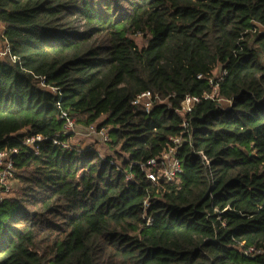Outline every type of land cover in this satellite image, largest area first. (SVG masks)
I'll return each instance as SVG.
<instances>
[{
  "label": "trees",
  "instance_id": "1",
  "mask_svg": "<svg viewBox=\"0 0 264 264\" xmlns=\"http://www.w3.org/2000/svg\"><path fill=\"white\" fill-rule=\"evenodd\" d=\"M0 27L22 186L0 199V264H264V0H0ZM144 92L164 102L132 105ZM62 111L109 153L54 145ZM173 137L181 172L152 183L141 165Z\"/></svg>",
  "mask_w": 264,
  "mask_h": 264
},
{
  "label": "built area",
  "instance_id": "2",
  "mask_svg": "<svg viewBox=\"0 0 264 264\" xmlns=\"http://www.w3.org/2000/svg\"><path fill=\"white\" fill-rule=\"evenodd\" d=\"M0 31V37L2 39L1 27ZM2 45L3 47L2 50H0V58H7L12 63L18 62L19 58L14 53H12L8 44L3 40ZM34 78V81L36 85L39 86V88L49 89V87L45 85L42 78ZM52 92L56 93V90L52 89ZM198 101L199 99L197 97L186 96L181 103L179 113L182 114L189 112L192 106ZM159 103H163L159 96L150 92L141 93L131 102L132 105L140 107L145 112H148L154 105ZM60 120L62 121L60 135L63 137V140H60L56 137L52 140V143L59 146L62 150H71L73 146L70 141L77 135H83L84 137H95L104 143L109 140L108 132L105 129H97L95 125L85 128L80 127L75 123L74 119L64 111H62L60 114ZM35 141H41V137L38 135L24 138L25 145L30 147ZM180 143L181 137L170 138V145L164 151H162L160 155L149 159L141 165L142 171L147 180L154 183L156 182L159 175L165 181H172L178 176V174L181 172V163L179 158L176 156V152ZM15 153L16 149H5L0 151V199L3 198V195L5 194V196H7L11 190L8 176H10L11 172L14 170L12 157ZM201 160L204 164H208V159L204 155H201ZM242 252L247 256H255L259 253V251H256L252 248H247Z\"/></svg>",
  "mask_w": 264,
  "mask_h": 264
},
{
  "label": "rangeland",
  "instance_id": "3",
  "mask_svg": "<svg viewBox=\"0 0 264 264\" xmlns=\"http://www.w3.org/2000/svg\"><path fill=\"white\" fill-rule=\"evenodd\" d=\"M260 30L264 31V29H262V28H260ZM131 39L134 41V43L137 45L138 48L143 47L145 45V42H146V40L141 35H134L131 37ZM2 47H3L2 39L0 37V50H2ZM1 59H3V58H1ZM213 75H214V77H219L221 75V72L220 71H214ZM161 101L164 102V100H162V99H161ZM221 103L223 106H226L225 102L221 101ZM105 130L107 131V128H105ZM81 131H85V130H81ZM70 142L72 143V146L75 148L83 149V148L88 147V146L93 147V149L96 151V153L99 155V157H105L107 155V153H109L107 150L106 143L102 142L100 139H97L95 137H84L83 135H77V136L73 137ZM16 174H17V172L14 169L11 172V175L8 176V181H9L11 190L7 194V196H5L6 194L3 195L4 196L3 198L14 197L15 195H17L19 193V190L22 186H21V183L16 178Z\"/></svg>",
  "mask_w": 264,
  "mask_h": 264
}]
</instances>
